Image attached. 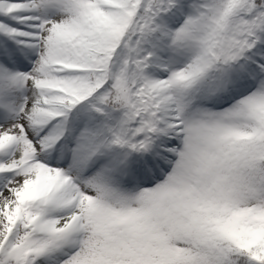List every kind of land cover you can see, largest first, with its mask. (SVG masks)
Here are the masks:
<instances>
[{
	"label": "snow or ice",
	"instance_id": "1",
	"mask_svg": "<svg viewBox=\"0 0 264 264\" xmlns=\"http://www.w3.org/2000/svg\"><path fill=\"white\" fill-rule=\"evenodd\" d=\"M0 264H264V0H0Z\"/></svg>",
	"mask_w": 264,
	"mask_h": 264
}]
</instances>
